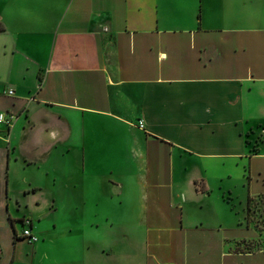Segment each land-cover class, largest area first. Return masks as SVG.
<instances>
[{
    "label": "crops",
    "instance_id": "obj_1",
    "mask_svg": "<svg viewBox=\"0 0 264 264\" xmlns=\"http://www.w3.org/2000/svg\"><path fill=\"white\" fill-rule=\"evenodd\" d=\"M20 19L30 28L0 50V80L21 96L15 105L31 97V109L78 121L96 145L82 149L84 174L108 148L103 135L140 168L137 219L123 223L136 240L126 234L124 250L108 243L120 224L99 198L91 207L105 219L76 249V264H264V220L248 209L264 191L246 173L264 162V0H46L39 22ZM3 165L9 151L5 163L0 154L6 182ZM0 264L63 261L17 255Z\"/></svg>",
    "mask_w": 264,
    "mask_h": 264
},
{
    "label": "rangeland",
    "instance_id": "obj_2",
    "mask_svg": "<svg viewBox=\"0 0 264 264\" xmlns=\"http://www.w3.org/2000/svg\"><path fill=\"white\" fill-rule=\"evenodd\" d=\"M45 1L0 0V22L2 25L6 24L5 21L9 24V30H0V50L4 49V43L10 44L18 31L24 30L29 24L21 21L20 15L30 22L40 21ZM45 42L46 47L48 42ZM6 64L9 65L8 62ZM11 88L6 85V79L0 80V112L8 110L16 116L10 124L0 122V154L4 163L5 155L10 152V165L8 169L5 165L2 168L7 180H0V260L11 256L15 258L17 255L24 259L27 256L52 254L59 257L63 264H68L71 258H74L76 264V249L89 241L91 234H96L99 228L97 224L102 223L99 219H105L103 213L95 215L91 207L97 204L99 198L102 201L99 208L109 210L113 219L120 224L112 229L108 243L124 250L126 234L130 240H136L135 231L126 225L123 227V223L137 217L133 214L139 207L135 199L137 187L133 185L132 175L135 169L140 168L132 166L133 161L127 162L119 151L108 146L103 135L100 145L108 148L101 149L97 145L103 157L100 155L97 166L85 161L84 174L82 149L96 148V145H86L79 122L72 123V120L65 117L31 109L34 100L31 97L23 99V102L18 101L17 107L15 98L21 96L17 95L15 88H12L14 94H10ZM20 89H27V86L20 84ZM72 124L73 134L70 131ZM113 130L114 136H118V130ZM256 146L253 144V147ZM105 151L114 156L106 158ZM164 170V175L169 177V167ZM181 170V167H176V175L179 177ZM246 173L252 189L264 191V162H252ZM232 183L236 184V194H245L242 181L233 180ZM121 197L123 203L119 202ZM217 206L224 207L223 201L219 200ZM196 207L201 209L200 204ZM251 207L257 211L258 218L264 220V199L255 200ZM26 228L32 229L36 240L24 234ZM260 229H264L262 221ZM103 233L100 232L101 235ZM115 239L119 241L117 244ZM130 249H135L137 253L140 248Z\"/></svg>",
    "mask_w": 264,
    "mask_h": 264
},
{
    "label": "built area",
    "instance_id": "obj_3",
    "mask_svg": "<svg viewBox=\"0 0 264 264\" xmlns=\"http://www.w3.org/2000/svg\"><path fill=\"white\" fill-rule=\"evenodd\" d=\"M9 93L10 94H14V90L11 89L9 90ZM16 116L14 113H11V112H1L0 113V122H3V123H6V124H10L11 120L15 119ZM139 125L140 127L142 128L143 127V122L140 121L139 122ZM24 234L28 237H30L32 240H36L37 238L34 236L33 232H32V229L31 228H26L24 230Z\"/></svg>",
    "mask_w": 264,
    "mask_h": 264
},
{
    "label": "trees",
    "instance_id": "obj_4",
    "mask_svg": "<svg viewBox=\"0 0 264 264\" xmlns=\"http://www.w3.org/2000/svg\"><path fill=\"white\" fill-rule=\"evenodd\" d=\"M0 24H1V22H0ZM5 27H4V25H2L1 24V26H0V30H2V29H4ZM251 199H250V201H249V205H248V209H249V211H251ZM9 220L12 222V218L11 217H9ZM24 238V237H23Z\"/></svg>",
    "mask_w": 264,
    "mask_h": 264
}]
</instances>
